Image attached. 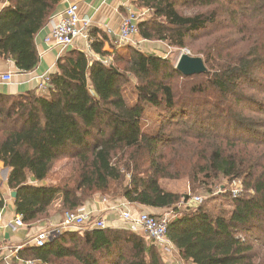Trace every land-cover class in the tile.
Returning <instances> with one entry per match:
<instances>
[{
	"label": "trees",
	"instance_id": "1",
	"mask_svg": "<svg viewBox=\"0 0 264 264\" xmlns=\"http://www.w3.org/2000/svg\"><path fill=\"white\" fill-rule=\"evenodd\" d=\"M6 1L0 10V59L13 61L19 71H33L39 62L35 35L61 0ZM134 2L151 12V18L137 23L141 39L182 48L198 34L209 36L207 72L185 76L169 58L131 44L116 47L104 29L93 26L90 52L72 47L61 54L44 90L0 93V161L8 169L7 187L15 192V213L31 226L49 217V206L58 196L65 211L83 206L96 192H111L141 207H174L167 237L186 263L258 264L252 236L264 231V153L254 155L247 148L264 145L263 120L256 118L264 116V0ZM184 3L208 10L186 16L177 9ZM232 31L243 33L249 40L246 47L239 46V38H222ZM130 76L136 79L140 106L160 110L178 125L184 121L179 131L211 141L204 164L195 169L202 183L242 178L240 195L226 192L176 208L181 196L159 184L167 170L162 154L173 133H146L140 115L118 112L125 105L123 86ZM173 76L199 79L187 83L191 98L179 99ZM199 96L214 101L205 116L208 105L195 104ZM61 159L71 161V179L63 186L46 182ZM17 255L33 264H165L166 259L143 234L125 227L67 229Z\"/></svg>",
	"mask_w": 264,
	"mask_h": 264
},
{
	"label": "rangeland",
	"instance_id": "2",
	"mask_svg": "<svg viewBox=\"0 0 264 264\" xmlns=\"http://www.w3.org/2000/svg\"><path fill=\"white\" fill-rule=\"evenodd\" d=\"M130 5L132 7L137 8L138 10L142 9V7L137 6L134 0H130ZM144 8V7H143ZM178 11H180L183 15L191 16L196 13H205L208 9L206 7L201 6H194L191 5V3H184L183 5H178L177 7ZM151 18V12L150 14H147L145 18L141 20H145ZM225 31V28L218 31V33H222ZM224 33L222 35L225 41L227 40V37L232 39L239 38L241 42L239 43V46L246 47L247 41L245 37H242V32H234L232 31ZM229 35V36H228ZM242 37V39H241ZM136 42V48L143 51L144 53L149 54H157L159 56L169 58L172 62V64H176V61L181 53L189 54L190 56H197L201 57L203 61L206 58L207 52H210L211 48V39L209 36H206L205 34H198L190 41H186V44L182 48H178L174 45H171L168 41L164 40H158V39H151L144 41L141 39V36L139 33L135 36ZM140 41V42H139ZM210 55V53H209ZM210 55V62L213 63V60L211 59ZM206 66V65H205ZM207 67V66H206ZM208 70V68H207ZM199 80V79H197ZM195 79H183L182 77L173 76V80L171 82L173 90L176 94H178L179 99H187V97L191 98V95L187 93V83H193L200 82ZM135 84L136 79L132 76H130V79L127 83L123 86V94L125 99V105L118 110L119 114L125 116V117H135L137 115L141 116V126L144 132L153 134L158 132V130H163L166 133H173L174 139L171 140L165 147L163 151V157H164V164H166V175L159 179V184L161 187L169 192L176 193L181 196L180 201L176 205V208L184 209L187 206L186 203H183V200L185 201L186 198H190L191 196H201L202 197V203L205 201L212 200L215 197H218L220 195L225 194L226 192L230 193V187L226 186V180L228 178H218L211 184H203L202 182H205L202 180L200 175L196 174V168L205 162V157L209 154V150L212 147L211 141H207L205 139L196 140L193 138V134L189 135L190 133L179 131L178 128H180V124L184 123V121H179L178 123L172 122L171 117L165 116L160 110H156L155 108L144 105V107L140 106L136 99V91H135ZM214 103L212 97H203L199 96L196 97L195 104H207V109H202L201 112L204 110L205 113L202 116H205L207 114V110H210L212 108V104ZM194 104V105H195ZM256 118L259 120H263L264 125V116L263 115H256ZM192 122V121H191ZM189 126V125H188ZM248 151L253 152L254 155L263 154L264 153V145L260 147H248ZM126 156V155H125ZM116 157H119L116 156ZM71 161L66 159H61L57 161L49 174V176L46 179V182L52 183L55 185L63 186L68 180L72 177V166ZM263 168V167H262ZM0 188L5 190V194L7 198L12 199L10 196L11 190L7 187L6 179L8 176V173L5 172L4 167L2 163L0 162ZM261 170V169H260ZM125 180L128 181L130 178V173L126 172L125 174ZM243 180L242 178H240ZM2 182V183H1ZM203 184V185H202ZM230 185V183H229ZM113 186V185H112ZM225 186V187H222ZM244 191V184L242 185V192ZM241 192V193H242ZM251 192V191H250ZM185 197V198H184ZM215 201L211 202L209 204L210 207L214 206ZM223 204V208L230 209V204L227 202H220ZM114 204V206H117L116 213L118 214V209L125 208L130 209L132 211H141V206L133 205L128 203L125 199L121 198L120 196H116V194H113L111 192L108 193H100L96 192L94 193L90 198H88L83 206L86 207V205L90 204ZM217 203V204H219ZM125 206V207H123ZM189 206H194L193 204H190ZM222 208V207H221ZM174 207L172 208H166L161 213H172L174 212ZM51 215L49 214V217ZM94 216V215H93ZM48 217V218H49ZM101 217V216H96ZM47 218V219H48ZM45 221V220H44ZM44 221H39L32 226H40L41 229H47L49 227L43 226L41 223ZM42 225V226H41ZM31 226V227H32ZM120 227H122V223H120ZM73 230V229H70ZM64 231V230H61ZM253 242H254V250H255V261L258 264H264V231L261 233L259 230L254 233L252 236ZM147 242L150 243V241L146 238ZM166 257V255H165Z\"/></svg>",
	"mask_w": 264,
	"mask_h": 264
},
{
	"label": "built area",
	"instance_id": "3",
	"mask_svg": "<svg viewBox=\"0 0 264 264\" xmlns=\"http://www.w3.org/2000/svg\"><path fill=\"white\" fill-rule=\"evenodd\" d=\"M147 14H150L148 8L138 10L137 8L132 7V5H127L125 6V13L122 16L118 33L115 34L109 28L104 30L113 38L116 47H121L126 44L136 46V44H138L135 40V36L138 34L137 23L145 18ZM48 22L50 24V31L44 37L45 43L53 40L56 45L61 46L62 48L71 47L73 46L75 39L80 37L85 40V48L83 51L86 53L90 52L91 38L89 36V29L91 27V21L89 18L79 17L77 2H69L61 12L52 15ZM10 79V74L2 76V80L5 82ZM48 81V75L41 76L38 80L36 89L44 90L48 85ZM242 185L243 181L240 178L226 180V186L230 187V193L233 196L241 194ZM201 202V196H191L190 198H186L185 201L183 200V203H186L187 206L190 204L195 206ZM118 216L122 221V227L135 233L143 234L150 241V244L155 245L162 250L166 255V260L175 259L179 264H188L180 258L176 247L167 237L168 223L171 219L172 213L150 214L144 211L133 213L131 210L123 209L121 207L118 209ZM24 226H26V224L23 222L22 215L18 213L14 214L12 221L7 225L11 231H16ZM105 227L108 226L106 225L104 218L93 216L87 213L83 206H80L74 210L62 211L61 221L56 226L47 229H40L31 238V241L32 245L42 246L48 238L53 234L59 233L61 230L75 229L78 231H84ZM27 245L28 243L24 242L13 247L5 246L3 248L4 253L1 259L4 260L5 264H12L11 258L14 256L16 259L18 252L26 248ZM19 260L22 264H33V261Z\"/></svg>",
	"mask_w": 264,
	"mask_h": 264
},
{
	"label": "crops",
	"instance_id": "4",
	"mask_svg": "<svg viewBox=\"0 0 264 264\" xmlns=\"http://www.w3.org/2000/svg\"><path fill=\"white\" fill-rule=\"evenodd\" d=\"M6 2V0H0V10L3 8ZM69 2L78 3L79 17L89 18L91 21V27L95 26L100 29L109 28L115 34H117L119 31L121 19L125 13V6L130 5V0H61L59 6L56 9V12L53 15L61 12ZM49 31L50 24L48 22L35 35V46L39 55V62L33 71H19L15 67L13 61L0 59V93L18 94L31 89H36L38 80L41 76H47L55 71V62L61 54L72 47L84 50L85 40L80 37L75 39L74 44L71 47L62 48L61 46L56 45L53 40L45 43L44 37L49 33ZM143 40L146 41L145 39ZM7 74L11 75V79L5 82L2 80V76ZM4 170L6 173H8L7 168H4ZM5 190V187L4 189L0 188V192L2 193L4 199V205L0 208V264H5L4 260L1 259L4 253L3 248L5 246L13 247L24 242H27V246H30L32 245L31 238L41 229L40 226L31 225V227L29 225H26L16 231H11L7 227L8 223L12 221L14 217L15 208L13 199L7 198ZM117 206L109 203H104L103 205L101 203L98 205L92 203L90 205H86V207H83L87 213L104 218L105 223L108 227L118 228L120 227V223H122V221L119 219V216L116 213ZM140 209H142L141 211L147 213L157 214L163 211L160 209H153L148 207H140ZM49 214L51 216L41 224L46 227L56 226L61 221L62 217L61 196H58L53 200V202L49 206ZM19 259L20 258L18 257V255L16 259L13 256L11 258L12 264H22ZM165 264L179 263L175 259H165Z\"/></svg>",
	"mask_w": 264,
	"mask_h": 264
},
{
	"label": "water",
	"instance_id": "5",
	"mask_svg": "<svg viewBox=\"0 0 264 264\" xmlns=\"http://www.w3.org/2000/svg\"><path fill=\"white\" fill-rule=\"evenodd\" d=\"M175 68L185 76H192L207 72V67L201 57L190 56L186 53L180 54L176 61ZM10 196L13 198L15 196V192H10Z\"/></svg>",
	"mask_w": 264,
	"mask_h": 264
}]
</instances>
